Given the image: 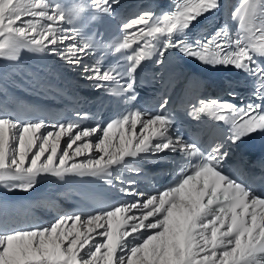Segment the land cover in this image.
Segmentation results:
<instances>
[{
    "label": "snow or ice",
    "instance_id": "snow-or-ice-1",
    "mask_svg": "<svg viewBox=\"0 0 264 264\" xmlns=\"http://www.w3.org/2000/svg\"><path fill=\"white\" fill-rule=\"evenodd\" d=\"M119 3L0 0V58L16 60L27 48L58 57L89 81L127 77L120 91L131 92L141 61L158 49L157 63H162L171 49L246 73L254 81L253 96L259 103L239 107L213 98L201 100L198 108L193 105V119L210 114L229 126L227 137L207 148L170 134L174 119L165 114L167 100L156 114L136 109L92 127L81 126L87 113L51 124L0 115V186L29 192L42 175L61 181L95 177L134 197L91 213H62L46 226L2 223L0 264H264V196L225 171L233 146L264 132V0H239L232 12L239 22L235 39L226 26L207 38L187 39L199 18L219 7L218 0H178L174 11L160 17L142 11L120 24L121 41L107 45L100 33L93 37L83 32L85 21L101 13L113 16ZM140 41L144 43L138 51L122 55L126 67L84 63L97 47L122 53ZM229 95L235 97L234 92ZM48 127L52 130L41 131ZM93 135L94 140L86 139ZM63 137H68L64 146ZM168 152L186 165L180 167L181 178L175 184L146 195L134 187L135 179L125 178V169L140 173L129 167L130 159Z\"/></svg>",
    "mask_w": 264,
    "mask_h": 264
},
{
    "label": "bare ground",
    "instance_id": "bare-ground-1",
    "mask_svg": "<svg viewBox=\"0 0 264 264\" xmlns=\"http://www.w3.org/2000/svg\"><path fill=\"white\" fill-rule=\"evenodd\" d=\"M234 3H239V0H224L225 10ZM116 10L131 18L142 11H149L148 1L120 0ZM57 47L61 46L57 45ZM34 56H38L40 61H35ZM84 63L91 64L88 58ZM90 82L83 78L79 70H73L58 57L32 52L27 48L21 49L16 60L0 58V115H7L12 109L13 97L22 96L28 101L37 102L54 88L70 84L79 89H87L91 86ZM49 130L52 129L48 127L41 131ZM67 139L68 137H63L61 143ZM86 139L94 140L95 135ZM86 184L85 177L73 176L61 181L50 175H42L38 177L35 187L29 192L9 191L0 186V217L11 227H33L34 223L46 226L59 214L76 212L73 210L76 193ZM118 194H122L123 198L118 197L114 205L134 199L120 192ZM65 227H70V224Z\"/></svg>",
    "mask_w": 264,
    "mask_h": 264
},
{
    "label": "rangeland",
    "instance_id": "rangeland-1",
    "mask_svg": "<svg viewBox=\"0 0 264 264\" xmlns=\"http://www.w3.org/2000/svg\"><path fill=\"white\" fill-rule=\"evenodd\" d=\"M62 144V146H64V140H63V142L61 143ZM22 194V193H21ZM70 213V212H69ZM71 214V213H70Z\"/></svg>",
    "mask_w": 264,
    "mask_h": 264
}]
</instances>
